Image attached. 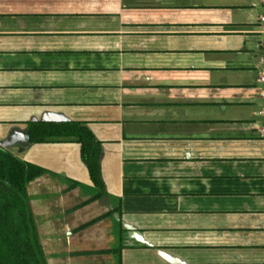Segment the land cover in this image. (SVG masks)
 <instances>
[{
  "label": "crops",
  "instance_id": "1",
  "mask_svg": "<svg viewBox=\"0 0 264 264\" xmlns=\"http://www.w3.org/2000/svg\"><path fill=\"white\" fill-rule=\"evenodd\" d=\"M262 14L0 0V149L47 170L27 184L47 264H264ZM32 122L90 128L104 197L80 145L32 144Z\"/></svg>",
  "mask_w": 264,
  "mask_h": 264
},
{
  "label": "trees",
  "instance_id": "2",
  "mask_svg": "<svg viewBox=\"0 0 264 264\" xmlns=\"http://www.w3.org/2000/svg\"><path fill=\"white\" fill-rule=\"evenodd\" d=\"M28 136L32 144L57 140L78 143L81 160L97 192L95 199L106 195L100 165L101 143L86 124L32 122L28 123ZM46 172L0 149V264H47L27 191L28 182Z\"/></svg>",
  "mask_w": 264,
  "mask_h": 264
},
{
  "label": "built area",
  "instance_id": "3",
  "mask_svg": "<svg viewBox=\"0 0 264 264\" xmlns=\"http://www.w3.org/2000/svg\"><path fill=\"white\" fill-rule=\"evenodd\" d=\"M261 3L264 5V0H260ZM257 28H258V34L260 36H262V40L260 43V47L262 49V51L264 52V14H262L257 22ZM261 63L264 66V57L261 59ZM260 80L262 82V84H264V68H263V73L262 76L260 77ZM261 96L264 98V91L261 92ZM260 115L264 117V109L260 112ZM261 134L264 137V127L261 128Z\"/></svg>",
  "mask_w": 264,
  "mask_h": 264
},
{
  "label": "rangeland",
  "instance_id": "4",
  "mask_svg": "<svg viewBox=\"0 0 264 264\" xmlns=\"http://www.w3.org/2000/svg\"><path fill=\"white\" fill-rule=\"evenodd\" d=\"M251 77H252L251 79H254L255 80V74H253Z\"/></svg>",
  "mask_w": 264,
  "mask_h": 264
}]
</instances>
